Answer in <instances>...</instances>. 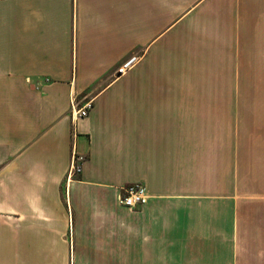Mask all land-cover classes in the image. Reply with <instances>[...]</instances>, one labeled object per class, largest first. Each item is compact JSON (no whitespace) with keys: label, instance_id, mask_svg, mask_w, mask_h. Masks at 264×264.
<instances>
[{"label":"crops","instance_id":"1","mask_svg":"<svg viewBox=\"0 0 264 264\" xmlns=\"http://www.w3.org/2000/svg\"><path fill=\"white\" fill-rule=\"evenodd\" d=\"M90 254L264 264V0H0V264Z\"/></svg>","mask_w":264,"mask_h":264},{"label":"built area","instance_id":"2","mask_svg":"<svg viewBox=\"0 0 264 264\" xmlns=\"http://www.w3.org/2000/svg\"><path fill=\"white\" fill-rule=\"evenodd\" d=\"M134 56H131L128 60L118 66L119 73L124 72L133 63ZM91 106V101L87 100L84 104L78 106L76 102L72 101L71 113L74 116H84L88 112V108ZM86 158V154L77 150H72L70 165L67 173V178H72L75 174H78L82 169V163ZM146 198L145 187L140 181H133L122 186L119 193V202L130 207H134L137 203L144 201Z\"/></svg>","mask_w":264,"mask_h":264},{"label":"rangeland","instance_id":"3","mask_svg":"<svg viewBox=\"0 0 264 264\" xmlns=\"http://www.w3.org/2000/svg\"><path fill=\"white\" fill-rule=\"evenodd\" d=\"M71 251H73V250H71ZM70 256H71V252H70ZM113 257V256H112ZM90 262L89 263H87V264H94L95 263V260H93L94 259V257H93V259H92V254H90ZM131 259H133V258H131ZM93 260V261H92ZM128 260H129V257H128ZM110 262H108L109 264H116L115 262H112L111 263V260H109ZM82 264V263H81ZM127 264H133V262H128Z\"/></svg>","mask_w":264,"mask_h":264}]
</instances>
